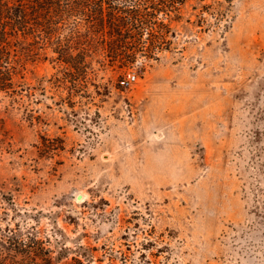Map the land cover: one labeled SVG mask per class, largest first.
<instances>
[{
    "label": "rangeland",
    "instance_id": "rangeland-1",
    "mask_svg": "<svg viewBox=\"0 0 264 264\" xmlns=\"http://www.w3.org/2000/svg\"><path fill=\"white\" fill-rule=\"evenodd\" d=\"M178 7L153 55L80 18L83 71L31 47L0 90V252L15 236L22 264H264V0Z\"/></svg>",
    "mask_w": 264,
    "mask_h": 264
},
{
    "label": "trees",
    "instance_id": "trees-1",
    "mask_svg": "<svg viewBox=\"0 0 264 264\" xmlns=\"http://www.w3.org/2000/svg\"><path fill=\"white\" fill-rule=\"evenodd\" d=\"M181 3L182 0H0V90L19 92L16 88L23 86L18 78L24 77L25 60L33 51L31 47L41 44L44 37L57 44L56 51L64 60H76L74 68L83 71L79 59L86 56L87 48H81L72 38L79 18L92 33L101 34L111 50L121 43L132 50L128 57L133 59L147 42L143 52L153 55L165 42L168 29L157 22L158 15L178 9ZM62 21L73 24L71 37L55 41ZM10 240L14 242L9 241V247L0 252V264H22L17 254L31 249L15 236Z\"/></svg>",
    "mask_w": 264,
    "mask_h": 264
},
{
    "label": "built area",
    "instance_id": "built-area-1",
    "mask_svg": "<svg viewBox=\"0 0 264 264\" xmlns=\"http://www.w3.org/2000/svg\"><path fill=\"white\" fill-rule=\"evenodd\" d=\"M136 80H137V75L135 73H130L127 77L121 80V84L123 86H128Z\"/></svg>",
    "mask_w": 264,
    "mask_h": 264
}]
</instances>
